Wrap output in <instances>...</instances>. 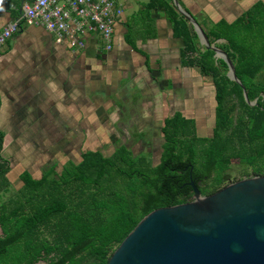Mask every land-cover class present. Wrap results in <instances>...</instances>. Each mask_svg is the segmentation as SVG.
Segmentation results:
<instances>
[{"label":"trees","instance_id":"obj_1","mask_svg":"<svg viewBox=\"0 0 264 264\" xmlns=\"http://www.w3.org/2000/svg\"><path fill=\"white\" fill-rule=\"evenodd\" d=\"M24 2L7 0L16 16ZM144 8L146 13L164 10L173 36L183 42L181 63L198 66L202 75L211 76L215 102L211 136L197 135L194 119L177 110L162 119L156 163L121 144L109 155L85 149L76 162L53 159L38 177L22 169L19 194L8 204L0 203V264H105L147 213L190 201L191 179L202 195H208L223 186L232 160L264 173V3L257 2L240 20L219 22L206 33L209 43L227 41L223 50L248 99H256L254 105L246 103L241 86L227 76L226 62L216 59L213 50L200 49L192 24L172 0H147ZM128 28L125 41L135 49ZM145 65L150 72L148 61ZM4 137L0 129V189L9 184Z\"/></svg>","mask_w":264,"mask_h":264},{"label":"crops","instance_id":"obj_2","mask_svg":"<svg viewBox=\"0 0 264 264\" xmlns=\"http://www.w3.org/2000/svg\"><path fill=\"white\" fill-rule=\"evenodd\" d=\"M178 1L196 19L205 34L219 22L231 24L240 20L257 2L264 3V0ZM146 2L143 1L139 7L143 11ZM126 7H132L131 0H124V11ZM145 14V35L134 41L135 49L125 41V36L129 35L128 26L135 28L137 25L132 26L124 12L115 25L112 49L99 53L100 58L96 57L98 52L94 51L92 45L82 52H72L56 44L52 33L41 26H24L0 46V129L5 134L3 150L9 135L3 129L7 121L22 124L18 132H12L6 125L5 128L12 135L19 136L32 125H37L35 135L48 136L51 140L55 135L65 136V130L67 133L76 130L77 134L84 135L102 130L104 126L100 121H106L108 117L100 115L104 114V108L99 110L101 102H92V99L98 97L102 100L103 96L110 99L108 95L117 96L116 92L121 95H118L121 101L118 100L120 104H112L117 109H113L115 112L111 119L117 120L119 115L124 120L126 109L123 105L131 103L135 106L129 107L131 113L129 111L127 120L111 121L109 131L131 132V129L137 128L132 120L137 107L146 118L154 113L155 117L163 114L164 118L177 110L185 114V109L192 111L191 105H197V96V100L210 99L213 106L211 76L202 75L198 66L181 63L183 42L181 38L173 36L164 10L155 8ZM15 16L14 7L7 4V0H0V31ZM197 43L201 49L203 45L198 38ZM211 44L223 50L227 41L219 38ZM145 61L150 65V72ZM263 74L264 70L262 78ZM92 86L100 90H90V99L86 100L81 93ZM108 88V93L103 91ZM152 103L153 107L150 108ZM174 104L178 107H174ZM24 120L28 121V125ZM128 120L131 121L129 125L126 124ZM82 121L85 124L82 125Z\"/></svg>","mask_w":264,"mask_h":264},{"label":"water","instance_id":"obj_3","mask_svg":"<svg viewBox=\"0 0 264 264\" xmlns=\"http://www.w3.org/2000/svg\"><path fill=\"white\" fill-rule=\"evenodd\" d=\"M177 11L192 24L200 43L227 64V76L245 87L227 53L209 43L196 19L178 0ZM187 202L156 208L123 238L105 264H264V175L230 182L202 195L194 180Z\"/></svg>","mask_w":264,"mask_h":264},{"label":"rangeland","instance_id":"obj_4","mask_svg":"<svg viewBox=\"0 0 264 264\" xmlns=\"http://www.w3.org/2000/svg\"><path fill=\"white\" fill-rule=\"evenodd\" d=\"M18 2H20V0H17ZM142 1V2H141ZM143 1L145 0H131L132 3V7L128 8L126 7L125 9V16L127 17L128 20H130V24H132V26H136L135 28L131 27L132 31L130 32V37L135 41L138 38H142L145 35V31H144V27L145 25V20L146 18V12L143 11L140 7V5L143 3ZM134 12V13H133ZM199 39V38H198ZM68 64V62H66ZM75 64V62H74ZM263 72H261L262 74ZM264 75V74H263ZM116 78V77H115ZM92 85V84H91ZM94 90V91H98L100 89H96L95 86L92 87H86L84 89V92H82L83 90H81L80 92L81 95H85V99L88 100L90 99L89 97V91L90 90ZM103 91H107V93L109 92V88L105 89ZM117 96H115L114 94H112L113 96L108 95V97H110V99H107V96H101L102 100L100 99H92L93 100H98L99 105L101 108H104V114H100L102 117L103 115H105V117H108V119L106 121L101 120L100 123H102V125L104 126V128L98 132L95 131V133L93 132L92 134L87 133L88 135H84V134H79L75 140H73L71 142V144L69 145L72 148V154H74L75 158L78 160L79 156H78V151L79 146H81L82 143H78V139L80 138V141H83V147L81 150H85V149H99L100 143H104V148L102 149V153L104 155H109L111 154V152L114 150V146L108 144V134H112L113 133V137L115 136H120V132L121 130H111L108 131V128L111 127L109 126L110 122H116V121H125L127 120L126 118H129V111L130 108L129 107H134L135 104H129V105H123L124 108L126 109L124 112V116L125 118H123L124 120H122V118L118 115V118L116 120L115 119H111L113 118L114 112L115 110H113L115 107L112 106L113 103L115 104H120L118 100H120L121 95L118 94V92H116ZM118 95L120 97H118ZM209 95V94H208ZM79 97V96H78ZM107 99V100H106ZM134 100V97L132 98ZM213 99H214V95H213ZM206 102H208V100L205 98ZM121 101V100H120ZM96 102V101H95ZM210 102V101H209ZM88 103V102H87ZM86 103V104H87ZM193 104V103H192ZM202 108L206 110L208 109V106H205L204 104H201ZM207 105V104H206ZM215 105V102L213 100V107ZM192 106V105H191ZM209 110L211 111V119L208 120L211 123V126L213 125V115H214V109ZM153 107V103L152 106L150 108ZM174 107H178L177 104H174ZM149 108V109H150ZM191 108V107H189ZM117 109V108H115ZM139 110V111H138ZM135 114L132 116V121L134 124H137V128L131 129V132L127 131V135H129L127 137V141L130 145L133 146V149L135 150V154H139V153H145L149 156V158L151 159L152 163H156L159 160V155L161 152V143H162V136H161V132H160V126L162 124V116H158L155 117V113L154 114H148L147 116H150V118H146V116L144 117L142 115V110L139 109L138 107L135 109ZM139 113H138V112ZM186 114L190 115V111L189 109H185ZM107 112H109V114H107ZM208 113V110L206 111ZM101 113V112H100ZM131 113V111H130ZM84 114V113H83ZM110 116H112L110 118ZM142 116L144 118H142ZM206 116H208V114H206ZM121 118V119H120ZM205 119V118H204ZM116 120V121H115ZM23 122H25V125H28V121L24 120ZM201 123H207V120H201ZM131 123V121L128 120V122L126 123L127 125H129ZM8 129L18 132L20 130V127L22 128V124H20L18 121H10L8 123ZM6 124V125H7ZM81 124H85L84 121L81 122ZM5 125V127H6ZM13 126V128L11 129V126ZM106 125V126H105ZM121 125V124H120ZM3 126L4 131L9 134L7 137V141L5 142L4 145V150H3V156L8 159L9 161V166H10V170L7 173V177L9 180V184L6 187V189L1 188L0 189V203L4 202L5 203H9V198L11 197H15L18 193V191H16L18 188L21 187L22 182L20 181L18 175L20 173V171L22 169H27L29 171H31V173H33V175L36 177L37 175L41 174V168H43L45 165L44 161H45V156L47 157H51V154H46L45 151L50 150V147L52 146L51 143L56 142L55 136H52V140L48 137V139L46 137H44V135H38L36 133V128L37 125H32L29 129L23 131V134L19 135V136H15L12 135L10 131H8L7 128H5ZM127 127V126H126ZM33 129V130H31ZM141 129V130H139ZM33 131V132H32ZM66 131V130H65ZM72 131H76V130H72ZM89 131V130H87ZM133 131H135L133 133ZM143 132L144 135V139L141 143L137 144L136 137H138V133ZM197 134L199 136H205L201 133V130L197 129ZM46 138V139H44ZM112 139V138H111ZM107 140V141H106ZM53 141V142H52ZM79 144V145H78ZM43 145V146H42ZM43 150V151H41ZM60 147L59 145H56L54 147H52V158L54 159L55 157H58L59 155V159H65V155L63 156L60 153ZM74 152V153H73ZM45 153V154H44ZM76 160V161H77ZM250 170H252V167H245L242 166V164L238 163L237 160H232L231 165L225 170V178L226 180L223 183V186H225L226 184L230 183V182H234L238 179H240L241 175H244L245 172H250ZM19 194V193H18ZM12 202V201H11ZM9 207V206H7ZM42 264V263H39Z\"/></svg>","mask_w":264,"mask_h":264},{"label":"built area","instance_id":"obj_5","mask_svg":"<svg viewBox=\"0 0 264 264\" xmlns=\"http://www.w3.org/2000/svg\"><path fill=\"white\" fill-rule=\"evenodd\" d=\"M123 13L124 0H27L1 29L0 46L21 26H41L69 51L82 52L92 45L98 53L108 52Z\"/></svg>","mask_w":264,"mask_h":264},{"label":"flooded vegetation","instance_id":"obj_6","mask_svg":"<svg viewBox=\"0 0 264 264\" xmlns=\"http://www.w3.org/2000/svg\"><path fill=\"white\" fill-rule=\"evenodd\" d=\"M206 95V94H205ZM207 97H209V95L207 96ZM213 97V96H212ZM196 99V104L197 105H192V113H190V115H187V114H185L184 113V111H182L181 110V112L183 113V115H185V116H187V117H191V118H193L194 119V127H195V133L197 134V129H199V130H201V133L203 134V135H205L206 137H209V136H211V134H212V126H211V123L208 121V120H210L211 119V111L209 110V108H210V104H211V102H209L210 101V99L208 100V102L206 103L205 102V100L204 99H201V100H197L198 99V96L195 98ZM201 104H204L205 106H208V113L206 112L207 110H206V108L205 109H203L202 108V105ZM207 104V105H206ZM211 109H212V106H211ZM206 114H208V116H206ZM192 115V116H191ZM205 118V119H204ZM201 120H207V123H201L200 121ZM117 123V122H116ZM108 131H109V129H108ZM110 133H111V131H110ZM198 135V134H197ZM77 136H78V134H77V132L76 131H73V132H71V133H67L66 131H65V136H57V142L59 143L61 140H62V143L61 144H59V147H60V153L64 156L65 155V161H67V160H69V159H71L72 161H74V162H76V158H75V156H74V154H72V148L69 146L70 144H71V142L73 141V140H75L76 138H77ZM129 135H127V133L123 130V131H121L120 132V136L118 137V136H115V137H113V133L112 134H108V144H109V142H110V144H112V145H115L116 143V145L114 146V149L117 147V146H119V145H121V144H123V145H125L126 146V148L127 149H130L132 152H133V154H135V150L133 149V146L132 145H130L129 143H128V141H127V137H128ZM44 137H46V138H48V136H44ZM46 138H44V139H46ZM50 138V137H49ZM112 138V139H111ZM143 139H144V135H142V136H140V137H136V142H137V144H139V143H141L142 141H143ZM60 140V141H59ZM107 141V140H106ZM53 142V141H52ZM78 143L80 144V143H82L83 144V141L81 140L80 141V138L78 139ZM78 144V145H79ZM81 144V146H79V151H78V154H79V152H81V151H83V150H81L82 149V147H83V145ZM104 144H105V142L104 143H100L99 144V146H100V148L99 149H97V150H99V151H101L102 152V149L104 148ZM55 145V144H54ZM43 146V145H42ZM52 147H54L53 146V144H52V146L50 147V150H47V151H45V153L46 154H51V157H47V156H45V161H44V165L46 166V165H49V164H52V162H53V158H52ZM41 151H43V150H41ZM113 152V151H112ZM111 152V153H112ZM44 153V154H45ZM74 153V152H73ZM55 159H59V155H58V157H55L54 158V160ZM242 166H244L243 164H242ZM191 169H192V167H190ZM260 175H264V173L263 174H256L253 170H250V172H249V174L246 176V175H241L240 176V179H242V178H246V177H252V176H260ZM200 184V183H199ZM201 186H202V183L200 184Z\"/></svg>","mask_w":264,"mask_h":264}]
</instances>
